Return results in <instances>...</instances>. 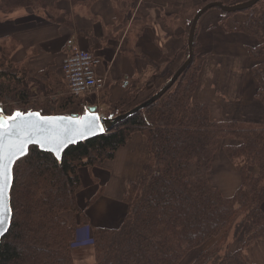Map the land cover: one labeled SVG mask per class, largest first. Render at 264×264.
I'll list each match as a JSON object with an SVG mask.
<instances>
[{"label":"trees","instance_id":"trees-1","mask_svg":"<svg viewBox=\"0 0 264 264\" xmlns=\"http://www.w3.org/2000/svg\"><path fill=\"white\" fill-rule=\"evenodd\" d=\"M60 1L0 0V12L32 7L50 14L59 11ZM69 1L74 5L88 0ZM191 1L198 4L194 15L209 3H223ZM253 8L243 12L247 19L235 28L250 37L246 51L254 61L253 98L264 107V11L257 14ZM218 11L224 18L233 15ZM187 12L179 11L178 20L180 24L186 22L189 30L194 15L191 19ZM197 31L198 27L190 66L158 101L104 134L68 147L60 162L33 146L15 164L10 193L12 219L0 241V264H73L70 244L75 231L90 224L79 206V171L88 168L92 173L96 166L113 160L133 133L147 139L149 161L141 178L127 184L122 221L115 226L94 227L95 264H179L186 253L211 238H216L215 243L201 251L192 264H251L244 249L264 242V124L216 120L207 104L196 98L203 62L196 54ZM6 45L0 43V109L6 97L24 108L34 99L26 65L13 63ZM184 49L186 59V45ZM174 73L163 75L156 92ZM156 92L136 101V106ZM121 101L131 104L134 94ZM29 111L53 115L50 108L35 106ZM219 151L232 164L243 161L240 186L231 196H224L209 181ZM102 193L100 189L90 199L89 207ZM240 239L243 242L237 248Z\"/></svg>","mask_w":264,"mask_h":264},{"label":"crops","instance_id":"crops-1","mask_svg":"<svg viewBox=\"0 0 264 264\" xmlns=\"http://www.w3.org/2000/svg\"><path fill=\"white\" fill-rule=\"evenodd\" d=\"M186 1L88 0L73 5L69 0H63L58 3L59 11L55 10L54 14L32 7H19L8 14L0 12V43H6L10 48L11 59L30 66L34 80L42 82L40 88L58 83L54 81L55 75L62 73L61 63L70 48L88 50L99 59L95 72L108 84L107 102L114 106L133 94L139 101L162 85L163 75L177 70L178 56H182L184 47L178 14L181 8L188 6ZM221 1L233 5L236 4L234 1L240 3L245 0ZM210 11L202 17L205 26L202 27L204 30L201 29L205 37L200 40L208 49L207 52L202 51L204 63L196 98L207 104L216 120L252 123L241 117L237 106L239 103L243 109L253 103L256 90L251 71L254 61L246 51L250 37L235 28L245 23L247 14L241 12L224 18ZM27 80L30 81L29 75ZM135 160L139 161L137 168L133 165ZM148 161L145 136L133 133L108 163L112 166L118 162L124 164L122 171L127 174V186L141 178ZM242 164L243 161L232 164L222 151L217 152L209 181L224 196H231L239 187ZM129 165L133 167L128 168ZM115 170L112 168L109 181L102 184L94 171L88 183L81 178V188L88 187L90 193L85 206L100 189L103 191L95 203L86 208L85 214L94 227L115 226L126 213V210L121 214L118 211L120 215L115 219L114 211L109 213V205L101 203L108 192L124 194L125 189L120 188L122 184L114 183ZM136 172L140 173L137 179ZM121 204L125 208L123 201ZM86 229L79 231L80 238H87ZM243 253L249 263L264 264V242H255Z\"/></svg>","mask_w":264,"mask_h":264},{"label":"rangeland","instance_id":"rangeland-1","mask_svg":"<svg viewBox=\"0 0 264 264\" xmlns=\"http://www.w3.org/2000/svg\"><path fill=\"white\" fill-rule=\"evenodd\" d=\"M186 2L188 4V6L186 8H183V9L188 11L187 15L189 18L192 19L193 15L195 13V11L193 9H197L198 4L196 2L193 4L191 0H187ZM234 2L239 3L236 1H234ZM226 4L231 5V3H226ZM183 9L181 8L180 11ZM190 9H192V10H190ZM253 9L257 14L262 13L264 11V3L262 2V3L257 4ZM210 12L217 13L221 17H224L216 9H212ZM52 14H54V13L52 12ZM235 14H242V13L239 12V13H235ZM243 15H245V14H243ZM191 19H190V21H191ZM203 19L204 18H201V20H200L201 23L199 22V24H198V31L197 32H198L199 36L197 34V38H196L198 41L197 47H196V54H197L198 59H199V57L203 58L202 51L207 52V49H208V47H206L204 45V41L201 42V40H200L201 38L205 37V33L203 32L204 29L202 28L203 26H205V23L202 22ZM178 25H179V28L181 27L183 30L182 38H183V42H184V47H183V55H184V50H185L184 48H185L186 40H187L186 38H187L189 30H187L186 22H182L181 24L178 22ZM201 43L203 44L202 48L200 46ZM85 51H88V50H85ZM185 56H186V53H185ZM185 56L184 57L178 56V62L181 63L185 59ZM10 60H12L13 63H16V64L22 63V61L15 62L13 59H10ZM202 60H203V62H202V66H203L204 59H202ZM26 67L27 68L24 70V71H26L25 75L26 76L29 75L30 81H31L30 82L28 80L27 82L31 83L32 91H33V89L36 90V91H33L34 99H31L29 101V105L27 107L23 108V107L19 106L16 102H13L12 100H10L9 98L6 97L5 99H3V104H2V107L5 110V112L3 109H1L6 115L7 114L11 115L15 111H19V112H23V113L32 112L29 110L35 108V106H36L38 108L39 107L50 108V111H52L53 115L72 116V115H82L87 108L94 107L96 109V113H98L99 115H101L105 118H112L111 115H115L113 117H116L118 115H121V113L123 114V112L125 113V112L129 111L131 108L136 106V101H137L136 99H134V102H132L129 105L128 104L124 105L122 101L117 102L116 105H114V106L111 105L110 103H108L107 102L108 84L106 82H104V86L101 89H99L98 91H95L94 93H92L90 95H84L81 97H74L69 93V90L67 88V84L64 81L62 73L59 75H55L54 81H57L58 83H56V84L51 83V87L50 86L47 87L48 89H43V90L40 89L39 90L38 87H40L42 82L34 80L35 76L31 75L30 66H26ZM225 76H227V74ZM34 86L37 88L35 89ZM158 89H159V87L154 89L153 92H156ZM237 106H238V111L241 114V117L243 116L245 119L249 120L253 124H264V107L259 102L254 100L253 103H250L248 107L243 108V109H241L239 107V103L237 104ZM145 140H146V146L148 149L147 139L145 138ZM148 152H149V150H148ZM149 155H150V153H149ZM133 165H134V168H137L139 166V161L135 160L133 162ZM133 165L132 166L129 165L128 168L133 167ZM123 167H124V164H120V162L115 163L114 166H112L108 162H105L103 165H99V166H96V168H93L92 171L95 172L94 175L97 176L98 181L101 182V184H102V183L109 181V179L111 177L110 173L112 171V168L116 169L115 170L114 183L116 185L122 184L123 187L121 186L120 188L121 189L123 188V191H124V189H126V187H127L125 185L126 181H127V179H126L127 174H126V172L122 171ZM87 169H80L79 174H80V177L82 178V181L88 183L89 176H90V178H92V177H91V173H90V175H88V172L91 170L88 169L89 170L88 171ZM134 175H135V178L137 179L139 177L140 173L136 172ZM239 186H240V184H239ZM88 191H89L88 187H85V188L82 187L77 192L79 199H80V201H79L80 210L84 211L85 213H86V208L89 207V203L87 206H85L87 204L86 201L88 200V197L90 195V193H88ZM124 193H125V191H124ZM122 195L124 196L123 192L120 194L119 193L110 194L108 192L105 194V196L103 197V199L101 201V203L105 204V206L109 205V207H110L109 213L111 212V210L114 211L113 217L115 219H118L121 212L126 210L124 208V206L121 204L122 199H123V198L121 199ZM118 211L120 212V214L118 213ZM83 228H88V229H86L87 234H88L87 238H80L81 236L79 234V231H81V229H83ZM81 229H79V228L76 229L74 240L72 241V244H70L71 253H72V257H73V264H95L93 248H92V232H93L94 226L92 224H86ZM215 241H216V238H211L206 243H204L202 246L195 248L192 251L186 253L183 260L179 264H192V262L195 260L197 255L201 251L209 248L212 244L215 243ZM242 242H243V239H240L237 242V244H236L237 248L240 246V244Z\"/></svg>","mask_w":264,"mask_h":264},{"label":"water","instance_id":"water-1","mask_svg":"<svg viewBox=\"0 0 264 264\" xmlns=\"http://www.w3.org/2000/svg\"><path fill=\"white\" fill-rule=\"evenodd\" d=\"M261 1L263 0H247L245 2L238 3L235 5H225L221 2H212L201 8L194 15L190 23L186 41L187 57L185 61L180 65V67L175 71V73L168 80V82L158 92H156L148 100L137 105L136 107L132 108L124 114L118 115L113 118H107L100 122V118L98 121H94V117H98V115L96 114V109L94 107H89L82 115L72 116H43L40 115L38 112L23 113L19 111H15L11 115H6L2 110H0V122H2L4 119L13 116L16 112L21 113L25 120L29 123L40 124V122L45 119L51 121V123L43 124L42 127L39 128L38 134L34 133V139L32 142L25 146L24 154L14 157L13 162L9 165V172L11 177L10 185L7 189H5L3 206L0 207V219L4 221V223L0 225V241L7 234L11 225L12 210L10 205V193L13 185V169L15 164L19 160L25 158L28 155L30 147L34 146L37 147L41 152L50 153L60 162L63 152L68 147L100 136L105 132L111 130L119 123L125 121L127 118L132 117V115H135L142 109L151 106L153 103L158 101L164 94H166L168 90L171 89V87L177 82L183 72H185L190 66L194 55V41L197 26L204 14H206L212 9H218L225 14L244 12L252 9ZM29 113H38L39 116H29ZM12 123L13 122L9 120V124ZM43 137H47L48 141L44 143L36 142L37 140H41ZM8 144L9 141L7 138H5L3 141H0V162H3L5 164L7 163V158L10 154ZM57 153L59 155H57Z\"/></svg>","mask_w":264,"mask_h":264},{"label":"snow or ice","instance_id":"snow-or-ice-1","mask_svg":"<svg viewBox=\"0 0 264 264\" xmlns=\"http://www.w3.org/2000/svg\"><path fill=\"white\" fill-rule=\"evenodd\" d=\"M29 116H39L38 113L33 114L29 113ZM9 120L13 123L9 124ZM99 117H94V121H98ZM51 123L49 120H43L40 124L29 123L25 120L23 115L19 112H16L13 116L4 119L0 122V141H3L5 138L8 139L9 144V156L7 158V163L0 162V207L3 206V200L5 195V189L10 185V172L9 165L13 162V158L18 155H23L25 151V146L33 141L34 133L38 134V130L42 127L43 124ZM48 138L43 137L41 140H37V143L47 142ZM57 155H59L57 153ZM4 221L0 219V225Z\"/></svg>","mask_w":264,"mask_h":264},{"label":"built area","instance_id":"built-area-1","mask_svg":"<svg viewBox=\"0 0 264 264\" xmlns=\"http://www.w3.org/2000/svg\"><path fill=\"white\" fill-rule=\"evenodd\" d=\"M97 64L98 60L91 53L79 48L70 49L62 62V71L72 96L88 95L104 86L103 79L95 72ZM103 119L100 115V120Z\"/></svg>","mask_w":264,"mask_h":264}]
</instances>
